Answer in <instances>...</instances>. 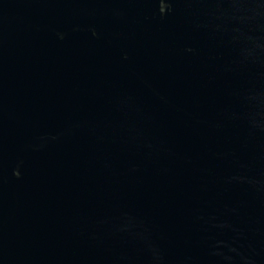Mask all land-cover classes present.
Listing matches in <instances>:
<instances>
[{"label":"water","instance_id":"95a60500","mask_svg":"<svg viewBox=\"0 0 264 264\" xmlns=\"http://www.w3.org/2000/svg\"><path fill=\"white\" fill-rule=\"evenodd\" d=\"M0 264H264V0H0Z\"/></svg>","mask_w":264,"mask_h":264}]
</instances>
